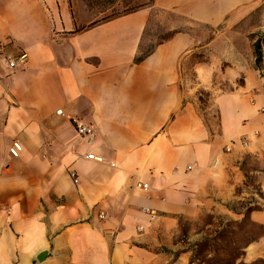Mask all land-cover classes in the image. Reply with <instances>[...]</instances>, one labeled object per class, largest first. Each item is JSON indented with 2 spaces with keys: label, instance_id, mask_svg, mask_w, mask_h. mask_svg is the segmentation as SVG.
Instances as JSON below:
<instances>
[{
  "label": "crops",
  "instance_id": "obj_1",
  "mask_svg": "<svg viewBox=\"0 0 264 264\" xmlns=\"http://www.w3.org/2000/svg\"><path fill=\"white\" fill-rule=\"evenodd\" d=\"M263 4L153 0L103 21L83 2L0 0V264H192L164 247L180 249L181 219L234 211L247 152L238 142L262 126L264 78L242 74L223 90L241 75L214 74L225 54L183 74L189 53L230 43L225 28L205 46L187 29L229 28ZM161 12L179 31L136 62ZM24 53L10 68L7 57ZM200 88L216 90L203 111ZM74 119L94 136L78 135Z\"/></svg>",
  "mask_w": 264,
  "mask_h": 264
},
{
  "label": "rangeland",
  "instance_id": "obj_2",
  "mask_svg": "<svg viewBox=\"0 0 264 264\" xmlns=\"http://www.w3.org/2000/svg\"><path fill=\"white\" fill-rule=\"evenodd\" d=\"M70 2L72 6L83 2L93 16L105 21L143 7H150L153 0H70ZM171 21V17L166 13L154 14L142 44L145 50L154 48L165 38L168 39L179 31L171 28ZM189 26L187 30L194 34L200 46L208 45L224 28L230 37V43L228 44L226 40L223 43L221 40L213 48L203 47L189 53L181 62L183 74L192 78V74H195V65L213 59L214 54H225L227 60L214 63V74L241 75L237 82L220 86L223 90L230 91L235 85H241L244 78L242 74H258L264 78V69L259 71L255 68L253 51L254 42L261 39L264 59V4L257 12L237 21L229 28H226L227 24L209 27L194 23ZM214 91L215 88L212 91L200 88L198 96L202 111L212 105L211 94ZM263 117L264 115L258 117L256 123ZM206 118L208 123L216 122L212 116ZM214 129L217 130L218 127L214 125ZM238 143L247 152L240 160L244 174L243 183L236 188L235 199L227 205L234 211L228 212L225 208L220 212L210 210L202 212L195 220L181 219L180 233L175 240L180 244V249L172 251L164 247V253L167 255L175 257L188 253V259L192 264H222L223 255L230 252L233 246L239 250L245 242L252 240L236 264H253L264 259V121L262 126L244 134ZM231 147L233 149V145ZM233 221L240 224L237 225ZM215 238L216 241L213 240ZM232 241H236V244L231 243ZM200 243L204 244L198 247ZM248 253L249 257L246 259Z\"/></svg>",
  "mask_w": 264,
  "mask_h": 264
},
{
  "label": "trees",
  "instance_id": "obj_3",
  "mask_svg": "<svg viewBox=\"0 0 264 264\" xmlns=\"http://www.w3.org/2000/svg\"><path fill=\"white\" fill-rule=\"evenodd\" d=\"M173 35H171V37ZM170 38H168V39H170ZM168 39L165 38L164 41H166ZM153 50H154V48H151V49H149L147 51H143V53L139 57L136 58V62L142 61L144 58H146L148 55H150L153 52ZM253 51H254V55H255V68L257 70H259V71H262L264 69V67H263L264 59H263V47H262V40L261 39H258V40H256L254 42ZM234 223L237 224V225L240 224L238 222H234ZM227 237L228 236L226 235V238ZM226 238L224 236V239H226ZM213 240L216 241V238L213 239ZM250 241L252 242V240H249L248 242H245L243 247H241L239 250H238V247H234L233 246V249L229 250L230 252H228V253L223 255V258L221 259L222 264H236V262L239 259H241L242 256L244 255V249L251 243ZM231 243L236 244V241H232ZM203 244L204 243L198 244V247H201ZM243 264H246V263H243ZM253 264H264V259L259 260L258 263H253Z\"/></svg>",
  "mask_w": 264,
  "mask_h": 264
},
{
  "label": "built area",
  "instance_id": "obj_4",
  "mask_svg": "<svg viewBox=\"0 0 264 264\" xmlns=\"http://www.w3.org/2000/svg\"><path fill=\"white\" fill-rule=\"evenodd\" d=\"M26 58H27V54L24 53V54H21L20 56L15 57V58L7 57V61H8L9 67L14 69L20 63H24ZM58 113L63 114L62 110H58ZM74 123L76 125L77 133L81 137L91 139V137L94 136L95 131H94V128L92 126L84 125V124L80 123L77 119H74ZM231 149L232 148L230 146H227V148H226L227 151H230ZM21 150H22L21 144L18 141H15L13 143L11 149H10V153L12 154V156L18 157ZM87 157L89 159L99 160V158L96 157V155L93 152L88 153ZM75 181H77V180L75 179ZM138 187H140L144 190L147 189L146 185L138 184Z\"/></svg>",
  "mask_w": 264,
  "mask_h": 264
}]
</instances>
